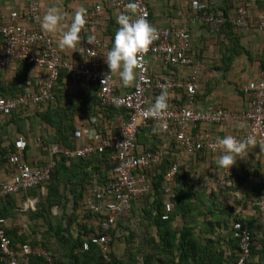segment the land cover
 Here are the masks:
<instances>
[{
	"label": "built area",
	"instance_id": "2783aa9c",
	"mask_svg": "<svg viewBox=\"0 0 264 264\" xmlns=\"http://www.w3.org/2000/svg\"><path fill=\"white\" fill-rule=\"evenodd\" d=\"M23 11H14L6 22H0V36L3 46L0 50V69L15 62L28 61L34 68L43 69L44 79L36 91L17 98L0 99V114L10 116L20 109L38 107L56 101L54 88L62 71L69 77L71 85L95 83L99 86V106L103 109L123 110L126 117L114 132L104 133L97 126L86 125L82 118L75 120L73 147L63 143L48 148V158L43 165H33L24 156L29 141L19 137L15 152L8 157L10 180L0 181V201L22 192L42 187L48 182L58 160L82 159L96 153L112 152V173L103 185L90 187L85 195V204L89 212L101 216L99 236L92 237L91 243L85 242L83 249L88 251L91 244L102 248L106 257L111 253L115 230L124 214L132 206L146 199L154 191L153 178L159 167L169 168L163 178V192L167 201L162 219L169 220L173 210L176 180L179 174V159L173 153L175 148L189 156L198 154H220L216 144L217 136L208 127L218 132L245 139L251 135L260 148L264 166V69L260 78L249 82L244 88L247 93L248 107L243 111H230L220 107L201 110L197 108V95L201 89L200 74L206 63L194 51V37L190 27H163L151 17L148 0H134L138 7L134 15H143L158 29V39L150 48L139 55L138 77L133 89L124 95L117 94L114 76L104 81L108 72L104 57L109 48L104 45L100 35V21L105 6L119 13L133 14L126 5L132 0H101V3L88 13L84 19L88 22V37H95L93 45L87 44L83 57L77 62L65 60L54 44L51 33L41 29V3L44 0H21ZM56 1V0H49ZM206 3L210 0H202ZM210 11L192 19L191 24L201 29V36L213 41L212 33L230 22L236 29L264 34L263 12L253 16L252 9L244 1L238 0L233 17L221 13L223 0H213ZM200 1H197L199 5ZM205 7V6H204ZM211 41V42H210ZM88 50H92L89 52ZM159 61L163 67H188V78L180 76L169 79H155L151 67ZM167 90L173 98L163 115L150 113L147 109L154 103L162 90ZM155 132L159 146L144 148L138 144L141 131ZM196 132V133H194ZM39 144L43 146V140ZM264 211V195L259 200ZM5 219H0V250L4 256L3 264H30V257L40 256L54 264L49 253L40 247L24 244L18 250L12 246L6 230L2 227ZM235 237L240 240L241 255L237 264H249L253 245L248 226H236Z\"/></svg>",
	"mask_w": 264,
	"mask_h": 264
},
{
	"label": "crops",
	"instance_id": "0c3cea01",
	"mask_svg": "<svg viewBox=\"0 0 264 264\" xmlns=\"http://www.w3.org/2000/svg\"><path fill=\"white\" fill-rule=\"evenodd\" d=\"M148 1L153 21L156 24L171 28L190 27V30H192L194 51L198 54V57L203 59L206 63V68L200 74L201 89L197 95V108L206 110L220 107L230 111H243L247 109L248 95L244 87L249 82L256 81L260 78L264 64V34L236 29L232 25L235 32L238 34L237 36L240 39L242 47H244L248 54L235 56L232 61L228 62V66H225L227 70L224 71L223 67L225 62L222 64L223 56L219 50V44H217L216 40L213 38V41H210L211 44H209L207 40L202 38L200 26L196 27L191 24L192 19L196 16H201L204 12L210 11V7L214 2L213 0H210L208 3L202 0ZM197 1H200L198 2V6H196ZM237 1L238 0H223L220 8L221 13L227 17H233ZM242 1L250 6L253 16L256 17L263 12V3L261 0ZM100 3L101 0H44L41 3V18L50 7L58 8L63 16L61 25L56 32L51 33V35L55 46L65 60L77 62L83 57L84 49L88 44V22L85 20V24L80 33V40L75 46L72 48L59 47L58 41L63 32L70 25L74 12L79 8H83L85 9L86 18L88 13ZM224 3H227V5ZM24 6L21 0H0V22H6L14 11H23ZM223 9H227V14L224 13ZM119 14L118 11L109 6H105L103 9L100 21V35L104 45L109 49L112 46L113 37L118 28L116 17ZM221 38L225 41L224 44L228 43L224 36ZM189 74L190 69L188 67L176 68L170 66L166 68L161 66L159 61H155L151 67V75L157 80L169 79L176 76L186 79ZM45 75L46 73L43 69L33 67V70L29 71L26 68H22L20 63L15 62L4 69H0V82L5 86L8 84L11 85L14 79L19 81V78L23 76L26 79L25 81L23 79V81L24 85L27 86V93L25 94L27 95L36 91L37 88L34 89V85L37 84L38 86ZM113 76L117 85V94L124 95L133 89L135 82L129 86H124L118 75ZM63 89V100L58 107L61 106L64 110H71L70 113L78 110L72 107L73 103L78 107L93 103L91 111H89L87 115L83 113V121L86 125L97 126V128L103 130L104 133H110L114 132L121 123L123 116L113 115L111 117H106L103 113L97 111L99 107V92L94 91L95 94L92 93L93 89L89 84H72L68 89L66 86H64ZM173 98L174 97L170 95L168 96V104L171 103ZM20 114L21 112L18 113L17 117L24 119H26L25 116L28 118L34 117L32 113L29 112H25V114L22 115ZM4 117L9 116L0 114V181L11 179L10 169L7 164V155L11 153L12 148H14V143L16 145L19 137L23 136L29 141V147L24 156L25 160L33 165L41 166L47 161L48 150L44 149L39 142L42 140L41 138L43 136L49 135L50 137H54L56 133L54 128H47L44 126L46 124L42 123L40 119H35V117L33 121L36 129L32 131L28 130L30 123L28 120L26 125L20 126L19 123L13 122L12 117L7 119ZM207 129L214 132L219 138L226 135L223 132H218L214 127H208ZM142 133L146 138V143L139 142L140 147L154 148L159 146L158 135H156L155 132L149 133V131H142ZM3 153H5V155H3ZM173 153L179 159L180 172L176 180L172 212L177 204L176 193H179L181 189H184V191L186 190L190 194L188 200V204L190 205L189 211L190 213H194L192 216L194 232L199 240H203L204 242L212 241L213 239H221L222 241L231 235L233 226H240V224L237 225L238 222H244L254 233H257V238L254 240L256 255L252 257V263L264 264V212H260L257 208L261 190L260 186L264 187V166L260 148L256 145L247 146L245 154L238 157L239 160L230 170L218 166L217 156L219 154H198L196 156H189L177 148L173 150ZM69 197L73 199L72 195ZM83 200H85V198H83ZM36 204L37 198H32V196L31 198L28 197V200L24 203V207L17 211L18 217L15 220H6L5 229L10 233L15 232V236L13 237L18 236L24 237L25 239L27 237L28 241H38L39 238H42L43 233L49 232L47 228H45L44 231L43 229L35 231L32 226V221L25 219V213H28L29 210L35 211ZM68 205L72 208L74 202L70 200ZM135 208L142 209L145 208V206L143 203L139 204L138 207L136 206L133 208V212H137ZM163 213L165 214L164 211ZM143 222L146 223L147 226L150 223V221L146 219H144L142 223ZM173 225H178L180 227L184 226L183 216H178L173 222ZM152 230L153 229H151L150 236L142 235L140 238L142 244H144L146 238L147 240L149 238L155 239V241L159 243L157 229H154L153 233ZM213 231L215 234L212 235L210 232ZM54 236H56V234L50 236L52 242L55 241L53 238ZM45 250L47 251L46 248ZM53 250L54 247L52 251ZM154 264H160L158 258H156Z\"/></svg>",
	"mask_w": 264,
	"mask_h": 264
},
{
	"label": "trees",
	"instance_id": "16d2710c",
	"mask_svg": "<svg viewBox=\"0 0 264 264\" xmlns=\"http://www.w3.org/2000/svg\"><path fill=\"white\" fill-rule=\"evenodd\" d=\"M224 4L227 5V3ZM223 10L227 14V9ZM237 35L230 22L212 33V38L219 44V50L223 56L222 64L225 62L224 71L227 70L225 66H228V62L232 61L235 56L248 54L244 47H242ZM222 36L227 39L228 43L224 44L225 41L222 40ZM3 43V38L0 36V49H2ZM17 63H20L22 68H26L29 71L33 70L34 66L26 60ZM68 77L69 75L65 71H62L54 88L55 102L38 107L20 109L17 113L4 117L5 119L12 117L13 122L19 123L20 126L26 125L27 120L30 121L29 131L36 129L33 121L34 117L46 124L44 126L47 128H54L56 131L54 137L45 135L41 138L44 142L43 147L46 150H48L49 146L58 143L73 147L75 120L77 117L84 120V114L87 115L93 106V103H89L83 107H78L73 103L72 107L78 110L71 113V110H64L61 106L58 107L63 100L64 86L68 89L71 85ZM23 79L24 81L26 80L23 76L19 78V81L14 79V82L7 86L2 85L0 82V99L17 98L25 95L27 93V86L24 85ZM87 84L93 89L92 93L95 94V92L100 91L97 84ZM36 86L37 84L34 85V89L37 88ZM97 111L103 113L106 117L113 115L126 117L125 111L114 108L103 109L99 106ZM20 112V115L25 114V112L32 113L34 117L28 118L25 116L26 119L19 118L17 115ZM142 131L138 135V144L139 142L146 143V138L142 135ZM102 132L104 131L102 130ZM13 147L11 153L15 152V143ZM9 155L7 156L9 157ZM111 155L112 152L105 151L82 159H59L50 179L42 187L1 200L0 219L8 221L15 220L18 217L17 211L24 207V203L28 200V197L37 198L36 210H29V214H32V219L42 220L45 228L49 231L43 233L42 238H39L38 241H28L27 237L26 239L18 236L13 237L15 236V232L10 233L7 231L5 224L2 227L6 230L13 248L18 250L24 244H31L34 247L43 249L46 248L49 255L53 258L54 264H142V262L143 264H154L156 258H158L160 264H237L241 255V249L240 240L235 237L236 227L233 226L231 235L222 241L221 239L205 242L199 240L192 226V216L194 213H190L189 211L190 205L188 204V200L190 194L186 190L181 189L179 193H176L177 204L174 211L170 214L169 220L162 219L164 206L167 201L163 192V178L170 163L159 167L158 171H156L153 178V194L145 199L143 203L145 208H142L145 214L142 220L146 219L150 221L148 226L157 229L159 243L155 239L149 238L147 240L146 238L144 244L138 248L137 253L130 250L131 254L129 258H125V256L121 258L112 248L111 253L106 257L102 248L94 244H91L90 249L85 251L83 249L84 243L88 241L91 243L92 237L101 234L99 233L101 216L89 212L83 198H85V192L89 187L103 185L108 181L113 170ZM8 162L7 160V164ZM260 189L259 200L264 195V187L260 186ZM70 195L73 196V199H70ZM70 200L74 202V205L69 211L68 203ZM257 208L260 212H263L258 204ZM178 216H183L184 226L182 227L173 225ZM239 224L240 226H246L244 222H238L237 225ZM120 227L121 223H118L116 230L119 231ZM249 229L253 241L249 264H254L252 263V257L256 255L254 240L257 238V233H254L250 227ZM116 230L112 232L114 241L119 240V238H116V235L114 236ZM210 233L212 235L215 234L214 231ZM52 234H56L53 237L55 239L54 242L51 241L52 238L50 236ZM143 235L150 236L151 233L146 231ZM134 238L135 236L132 233L125 237V241L127 244H134L136 243ZM112 245L113 242L111 243ZM53 247L54 250L52 251ZM4 261V256L0 250V264H3ZM30 264L49 263L44 258L33 255L30 257Z\"/></svg>",
	"mask_w": 264,
	"mask_h": 264
},
{
	"label": "clouds",
	"instance_id": "9594fccd",
	"mask_svg": "<svg viewBox=\"0 0 264 264\" xmlns=\"http://www.w3.org/2000/svg\"><path fill=\"white\" fill-rule=\"evenodd\" d=\"M126 7L133 10V14L120 13L116 17L118 25L115 31L110 50L107 51L104 61L108 72L104 74L103 82L110 80L113 75H118L124 86L135 82L139 73V55L146 52L158 39V29L151 24L143 15H134L137 3L132 0ZM85 9H77L70 25L61 35L58 43L60 48H72L80 40V33L85 24ZM63 16L56 7H50L41 19V29L47 33H54L61 25ZM95 37L89 36L87 43L93 45ZM91 52L92 50H88ZM168 92L162 90L156 97L154 103L147 109L148 112L156 115H163L168 109ZM254 142L249 135L245 139H237L232 135H225L217 138L216 144L220 148L217 156V164L221 168L231 169L246 152L247 146Z\"/></svg>",
	"mask_w": 264,
	"mask_h": 264
},
{
	"label": "rangeland",
	"instance_id": "374dc122",
	"mask_svg": "<svg viewBox=\"0 0 264 264\" xmlns=\"http://www.w3.org/2000/svg\"><path fill=\"white\" fill-rule=\"evenodd\" d=\"M144 201H145V199H143L142 201L136 202L132 206L131 211L128 214H124V216H122V218L119 221V223H121V227L119 228V231H117L115 228L116 234L114 232V236L116 235V238H119V240L114 241V239H113V241H112L113 245L111 246V248L121 258H123V256H125V258H129V255L131 254L130 250H132L134 253H137L138 248H140V246L142 245V240L140 238L142 237L143 234H145L146 231L151 233V229H153L150 226H147L146 223H144V222L142 223L143 220L141 218L145 216L142 209L135 208V211H137V212L132 211L134 207H136V206L138 207L139 204L144 203ZM70 210H71V208L69 207V211ZM31 215L32 214H29V212L25 213V219H29V221H32V226H33L35 231L36 230L40 231L42 229L44 231L45 226H44L43 221L35 219V218L32 219ZM24 223H25V221H24ZM153 232H154V229L152 230V233ZM132 233L135 236L134 241H136V243H134V244L128 243L127 244L125 241V237L129 236Z\"/></svg>",
	"mask_w": 264,
	"mask_h": 264
}]
</instances>
